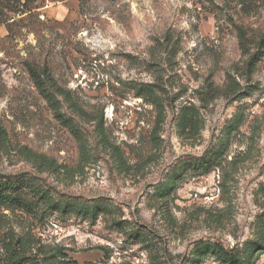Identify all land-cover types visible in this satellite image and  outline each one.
Returning a JSON list of instances; mask_svg holds the SVG:
<instances>
[{
    "label": "rangeland",
    "instance_id": "374dc122",
    "mask_svg": "<svg viewBox=\"0 0 264 264\" xmlns=\"http://www.w3.org/2000/svg\"><path fill=\"white\" fill-rule=\"evenodd\" d=\"M44 2L0 0V264H264V0Z\"/></svg>",
    "mask_w": 264,
    "mask_h": 264
},
{
    "label": "crops",
    "instance_id": "0c3cea01",
    "mask_svg": "<svg viewBox=\"0 0 264 264\" xmlns=\"http://www.w3.org/2000/svg\"><path fill=\"white\" fill-rule=\"evenodd\" d=\"M65 0H45L42 8L50 17L62 18L66 7Z\"/></svg>",
    "mask_w": 264,
    "mask_h": 264
},
{
    "label": "trees",
    "instance_id": "16d2710c",
    "mask_svg": "<svg viewBox=\"0 0 264 264\" xmlns=\"http://www.w3.org/2000/svg\"><path fill=\"white\" fill-rule=\"evenodd\" d=\"M241 36H242V38H244V36H243V32H242V31H241ZM253 64H255V63H254V60H253V61H251L250 65H252V66H253Z\"/></svg>",
    "mask_w": 264,
    "mask_h": 264
}]
</instances>
